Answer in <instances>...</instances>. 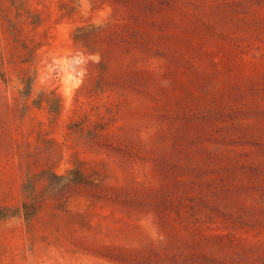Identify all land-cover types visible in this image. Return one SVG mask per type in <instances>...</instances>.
I'll use <instances>...</instances> for the list:
<instances>
[{
    "label": "rangeland",
    "instance_id": "1",
    "mask_svg": "<svg viewBox=\"0 0 264 264\" xmlns=\"http://www.w3.org/2000/svg\"><path fill=\"white\" fill-rule=\"evenodd\" d=\"M24 202L0 264H264V0H0Z\"/></svg>",
    "mask_w": 264,
    "mask_h": 264
},
{
    "label": "trees",
    "instance_id": "2",
    "mask_svg": "<svg viewBox=\"0 0 264 264\" xmlns=\"http://www.w3.org/2000/svg\"><path fill=\"white\" fill-rule=\"evenodd\" d=\"M24 191H28L25 186ZM35 209H37L36 204L28 202H24L21 207L0 206V221L21 215L29 220L34 215Z\"/></svg>",
    "mask_w": 264,
    "mask_h": 264
}]
</instances>
